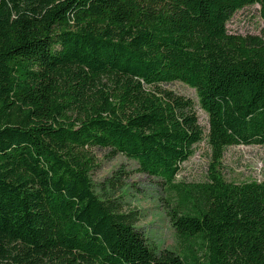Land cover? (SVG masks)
Wrapping results in <instances>:
<instances>
[{"label":"trees","instance_id":"1","mask_svg":"<svg viewBox=\"0 0 264 264\" xmlns=\"http://www.w3.org/2000/svg\"><path fill=\"white\" fill-rule=\"evenodd\" d=\"M254 5L264 20V0H0V264H264V181H176L205 139L216 164L264 146V39L228 29ZM96 147L167 186L182 254L95 191Z\"/></svg>","mask_w":264,"mask_h":264},{"label":"rangeland","instance_id":"2","mask_svg":"<svg viewBox=\"0 0 264 264\" xmlns=\"http://www.w3.org/2000/svg\"><path fill=\"white\" fill-rule=\"evenodd\" d=\"M228 29L233 34L259 35L264 39V20L260 15V6L246 7L237 12L228 22ZM164 87L198 101L196 90L182 82L166 84ZM197 110L200 124L207 134V114L200 108ZM92 152L97 165L91 172L95 191L104 198L124 202L125 210H138L140 220L136 227L158 252L169 249L182 254L185 247L179 241L168 214L170 206L167 200L170 196L167 186L159 179L139 172L138 164L122 154L112 155L110 149L97 147ZM214 164L216 172L226 181H264V146L242 144L227 147L223 158L216 164L205 139L195 146L193 156L181 164L176 181L184 184L206 182ZM117 176L121 179L113 187L109 186L108 181ZM120 184L123 188L119 187Z\"/></svg>","mask_w":264,"mask_h":264}]
</instances>
